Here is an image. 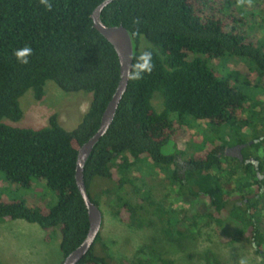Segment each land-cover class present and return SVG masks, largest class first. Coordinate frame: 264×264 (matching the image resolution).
I'll use <instances>...</instances> for the list:
<instances>
[{"label": "trees", "instance_id": "trees-1", "mask_svg": "<svg viewBox=\"0 0 264 264\" xmlns=\"http://www.w3.org/2000/svg\"><path fill=\"white\" fill-rule=\"evenodd\" d=\"M102 1L50 0L48 11L39 0H0V172L22 189L34 180L43 182L56 197L45 208L28 207L22 200L2 202L0 222L37 224L45 240L59 229L62 259L80 245L89 226L75 182L78 149L96 132L119 81L116 52L92 24L91 14ZM100 19L127 29L132 63L142 51L151 50L154 68L142 80H128L110 127L85 162L90 200L99 207L90 188L95 178L108 180L93 186L95 194L106 186L117 193L114 211L121 220L150 226L148 215L160 218L166 210L152 200L142 177L130 176L149 164L164 174L170 192L183 201L179 210H171L187 225L183 230L176 225L177 235L184 237L210 223L220 227L230 219L248 233L264 263V157L257 154L264 148V0H254L252 7H238L236 0H113ZM257 30L262 36H251ZM24 45L33 49L27 65L13 55ZM235 58L249 66L240 78L212 67ZM47 81L65 93L91 94L75 129L63 128L56 114L37 129L3 122L18 121L19 98L31 90L41 99ZM156 92L162 97L159 112L151 103ZM186 116L212 129L235 132V143L244 145L242 160L226 154L228 143L213 144L183 161L177 154H163L162 146L184 135ZM126 184L136 196L133 201L118 194ZM78 264H111L99 234Z\"/></svg>", "mask_w": 264, "mask_h": 264}, {"label": "rangeland", "instance_id": "rangeland-1", "mask_svg": "<svg viewBox=\"0 0 264 264\" xmlns=\"http://www.w3.org/2000/svg\"><path fill=\"white\" fill-rule=\"evenodd\" d=\"M250 32L255 38L262 36L261 30ZM212 67L216 71L225 68L223 73L231 74L233 78H240L242 70H249V66L237 58L219 60L217 64L212 63ZM90 99L91 94L65 93L53 81H47L41 99L36 100L31 90L19 98L22 116L18 121L4 118L3 122L15 127L37 129L47 126L49 117L56 114L61 126L70 131L81 121ZM151 103L156 111L163 109L162 97L158 92L153 95ZM182 132L184 135L181 138L162 146L163 154H177L179 160L183 161L191 155L210 150L213 144L237 145L235 132L225 127L212 129L205 122L188 116L184 117ZM229 153L232 155L234 151L229 150ZM257 154L264 157V148ZM130 176L142 177L150 189L152 200L160 203L166 212L160 218L149 214L147 222H151L150 226L130 225L114 211L116 192H108L103 186L95 194L94 185L109 184L108 180L95 178L90 194L99 202L102 214L99 235L111 264H162L160 258L165 260L164 264H238L241 257L246 258L248 264H264L261 256L255 252L248 233L242 231L236 221L225 220L220 227L210 223L184 237L177 235L174 227L179 225L183 230L187 225L178 222L181 214H172L171 210H179L183 201L176 193L170 192L164 174L144 163L141 170L133 171ZM118 194L130 201L136 198L128 184ZM11 200H22L28 207L45 208L52 206L56 197L43 182L34 180L29 189H22L8 182L5 174L0 172V203ZM186 209L187 215H191L192 210ZM164 229L172 234H166ZM50 236L49 240H45V232L37 224L23 220L1 221L0 264H61L59 229H55ZM151 249L157 251L160 258L154 256Z\"/></svg>", "mask_w": 264, "mask_h": 264}, {"label": "water", "instance_id": "water-1", "mask_svg": "<svg viewBox=\"0 0 264 264\" xmlns=\"http://www.w3.org/2000/svg\"><path fill=\"white\" fill-rule=\"evenodd\" d=\"M112 1L113 0H103L99 3L93 10L91 19L93 27L113 46L116 52L120 69L119 81L111 99L102 113L96 132L78 149L75 167V182L87 210L89 226L83 241L78 247L63 258L61 264H78L83 256L90 250L94 240L100 232L102 224V214L100 208L90 200L87 193L83 170L85 162L90 155L93 146L106 133L113 121L116 109L128 83V80L124 79L122 74L127 65L133 62L132 42L127 29L122 25L107 26L100 19L102 9ZM130 57L132 59H129ZM241 146L243 145H240V148ZM240 148L238 147V149ZM239 157L241 156L239 155Z\"/></svg>", "mask_w": 264, "mask_h": 264}, {"label": "clouds", "instance_id": "clouds-1", "mask_svg": "<svg viewBox=\"0 0 264 264\" xmlns=\"http://www.w3.org/2000/svg\"><path fill=\"white\" fill-rule=\"evenodd\" d=\"M39 3L45 7L46 10H52V3L50 0H39ZM254 0H236L238 7H252ZM17 62L22 65L29 63V57L33 55V49L29 45H24L22 48L16 49L13 52ZM129 59H132L131 57ZM154 68L153 52L151 50L142 51L135 57V62L128 64L123 72V78L129 81H139L144 78V75L150 74ZM255 247V244L252 245ZM238 264H248L246 258L241 257Z\"/></svg>", "mask_w": 264, "mask_h": 264}, {"label": "flooded vegetation", "instance_id": "flooded-vegetation-1", "mask_svg": "<svg viewBox=\"0 0 264 264\" xmlns=\"http://www.w3.org/2000/svg\"><path fill=\"white\" fill-rule=\"evenodd\" d=\"M240 145H242V144H237V145H234V146H232V147H228V148L225 150L226 154L229 155V156L234 155V157H236V158L242 160V154H241V152H242V149H243L244 145L241 146V148H240ZM238 147H239L240 149H238ZM229 150L234 151V153L231 155V154L229 153ZM239 155H240L241 157H239ZM232 157H233V156H232ZM249 159H250L251 161H253V159H252L251 157H250Z\"/></svg>", "mask_w": 264, "mask_h": 264}, {"label": "crops", "instance_id": "crops-1", "mask_svg": "<svg viewBox=\"0 0 264 264\" xmlns=\"http://www.w3.org/2000/svg\"><path fill=\"white\" fill-rule=\"evenodd\" d=\"M12 222H14V221H17V222H21L22 220H20V221H18V220H11ZM23 222H25V221H23ZM28 223V222H27ZM22 224H25V223H22ZM32 224H34V223H32ZM25 226V225H24Z\"/></svg>", "mask_w": 264, "mask_h": 264}]
</instances>
